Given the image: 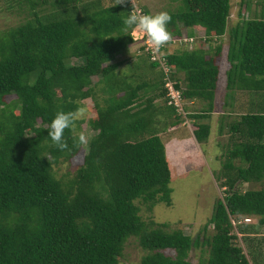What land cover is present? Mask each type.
<instances>
[{
  "label": "trees",
  "instance_id": "16d2710c",
  "mask_svg": "<svg viewBox=\"0 0 264 264\" xmlns=\"http://www.w3.org/2000/svg\"><path fill=\"white\" fill-rule=\"evenodd\" d=\"M22 1L29 17L0 32V264H120L130 239L142 251L137 264H191L189 252L196 248L198 264H249L251 250L234 240L247 229L240 218L264 225V188L238 190L264 182L263 16L237 15L227 27L230 0H170L178 3L166 11L172 39L201 31V46L167 52L170 40L162 48L182 101L205 102L186 114L194 140L209 134V125L196 120L212 111L225 32V97L238 91L254 100L253 111L219 125L227 140L214 180L223 196L214 198L207 221L191 236L139 215V204L148 211L159 202L170 205L171 168L156 123L162 117L163 128H173L180 116L166 103L163 73L148 53L128 62L127 73L117 72L123 60L115 56L133 42L123 24L129 0L110 7L115 0ZM239 3L248 7L250 0ZM8 95L14 99L6 101ZM161 97L162 106L154 105ZM84 99L94 107L87 120L93 134L80 164L62 180L54 166L81 143L73 128L66 129L68 147L60 150L49 125L58 110L76 111Z\"/></svg>",
  "mask_w": 264,
  "mask_h": 264
},
{
  "label": "rangeland",
  "instance_id": "374dc122",
  "mask_svg": "<svg viewBox=\"0 0 264 264\" xmlns=\"http://www.w3.org/2000/svg\"><path fill=\"white\" fill-rule=\"evenodd\" d=\"M240 0H230L229 16L227 27L238 18L252 17L262 15L264 19V3L259 0H250L249 6L245 7L239 3ZM132 6L131 0L129 1ZM178 2L170 0H135V4L141 8L143 7L149 13H156L159 11L173 10ZM139 4V5H138ZM47 9L46 11H48ZM132 10V9H131ZM26 4L22 0H0V32L13 27L26 18H28ZM130 30V34H131ZM197 33L193 34V41L190 43H181L173 41L166 47L167 52L180 51L182 48L190 49L193 46L201 44L198 38L201 36L200 30H195ZM181 32H186L185 28ZM132 38V37H131ZM146 38L134 37L133 42L129 44L128 49L119 55H116L114 60H123L118 68V73H127L129 70L128 62L136 59L137 54L144 52L139 49ZM227 32L221 37V52L217 59L218 77L216 88L213 97L212 111L206 118L197 119V122H205L209 125V134L206 140L196 142L191 135L194 125L190 118L186 117L189 112H196L202 107H205V102L201 100H183L182 106L185 111L184 114L178 113L180 116V124L171 128L170 126L163 128L162 117L156 125L159 128V136L164 145L165 156L171 168V179L168 186L171 189L170 205H165L162 202L156 203L149 211L143 204H139V215L142 220L168 223V229H180L183 233L188 235H195L199 232L201 226L207 221L212 208V202L215 197L223 196V188L218 186V182L214 180V176L221 170L224 162L223 147L227 140V133L223 128L222 133L218 132L219 125L234 119L235 115L240 112L253 111L250 102L253 96H245L238 91L230 94V97H225L226 90L224 88L225 70L228 63L225 59ZM193 42V43H192ZM213 43V42H212ZM211 43V44H212ZM207 47L206 43H202V48ZM72 63H80V59H72ZM92 82L96 80L95 76L91 77ZM155 93L157 91H154ZM240 94V95H239ZM102 95L96 94L97 102H100ZM14 99L13 95L5 97L6 101ZM249 101V103H248ZM254 101V100H253ZM224 102H227L226 104ZM231 102V104H230ZM153 104L162 106L163 100L157 98L153 100ZM233 104V105H232ZM79 108L85 109V114L82 118L76 119L73 126V133L79 136L81 133L85 135L86 141L93 134L87 125V120L93 116V104L89 99H84L80 102ZM232 111V112H230ZM230 113V116L226 114ZM225 114V115H224ZM86 143L81 144L79 151L67 161L60 162L54 166L56 176L65 180L71 176L74 169L80 164L82 154L86 149ZM190 153V154H189ZM195 154L196 160L186 157ZM67 173V175H64ZM258 187L264 188V182L246 183L238 185L239 191L246 189H256ZM255 217H250L248 222H243L240 218L239 223L245 224V229L241 234H236L234 240L244 252L250 249L252 254L247 255L249 264H264V225L259 224ZM212 231L209 225L206 228V235ZM166 253H171L170 250H165ZM200 248L191 249L188 260L191 264H198ZM120 264H137L142 251L138 245L130 239L124 246ZM255 261V263H253Z\"/></svg>",
  "mask_w": 264,
  "mask_h": 264
},
{
  "label": "clouds",
  "instance_id": "9594fccd",
  "mask_svg": "<svg viewBox=\"0 0 264 264\" xmlns=\"http://www.w3.org/2000/svg\"><path fill=\"white\" fill-rule=\"evenodd\" d=\"M126 0H115L110 6L124 4ZM132 10L123 18V24L126 29H131V37L146 38L148 47L154 53H158L171 39L167 25L171 22V15L166 11L156 13L143 12L136 4L135 0H131ZM128 34V33H126ZM85 114L84 108H78L76 111L65 112L58 110L51 119L49 125L48 136L53 144L60 150L67 149V142L64 140V132L71 129L74 122L78 118H82ZM79 143H86L84 134H80L77 138ZM250 217L242 218L243 222H248Z\"/></svg>",
  "mask_w": 264,
  "mask_h": 264
},
{
  "label": "built area",
  "instance_id": "2783aa9c",
  "mask_svg": "<svg viewBox=\"0 0 264 264\" xmlns=\"http://www.w3.org/2000/svg\"><path fill=\"white\" fill-rule=\"evenodd\" d=\"M173 41L178 42V44L190 43L191 41H193V36L185 37L183 35L177 39H171V42ZM143 51L149 54V58L151 60H157L159 69L163 73V80H164L163 88L165 89L166 103L168 105L174 106L177 113L184 114L185 111L182 106V99H181L180 91L174 87L175 81L169 77L168 66L167 64L164 63V59L162 57L164 50L161 49L158 53H154L151 49H149L147 39H144Z\"/></svg>",
  "mask_w": 264,
  "mask_h": 264
},
{
  "label": "crops",
  "instance_id": "0c3cea01",
  "mask_svg": "<svg viewBox=\"0 0 264 264\" xmlns=\"http://www.w3.org/2000/svg\"><path fill=\"white\" fill-rule=\"evenodd\" d=\"M236 21V20H235ZM225 52H226V49H225ZM217 77H218V75H217ZM216 88V87H215ZM240 95V94H239ZM248 103H249V101H248ZM230 104H231V102H230ZM233 105V104H232ZM241 113V112H240Z\"/></svg>",
  "mask_w": 264,
  "mask_h": 264
}]
</instances>
